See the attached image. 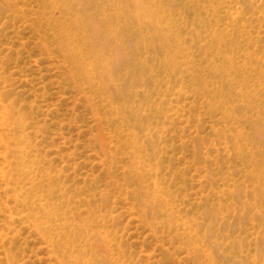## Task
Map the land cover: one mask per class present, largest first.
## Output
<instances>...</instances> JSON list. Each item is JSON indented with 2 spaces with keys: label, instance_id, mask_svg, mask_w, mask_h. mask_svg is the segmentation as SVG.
I'll use <instances>...</instances> for the list:
<instances>
[{
  "label": "rangeland",
  "instance_id": "374dc122",
  "mask_svg": "<svg viewBox=\"0 0 264 264\" xmlns=\"http://www.w3.org/2000/svg\"><path fill=\"white\" fill-rule=\"evenodd\" d=\"M0 264H264V0H0Z\"/></svg>",
  "mask_w": 264,
  "mask_h": 264
},
{
  "label": "bare ground",
  "instance_id": "6f19581e",
  "mask_svg": "<svg viewBox=\"0 0 264 264\" xmlns=\"http://www.w3.org/2000/svg\"><path fill=\"white\" fill-rule=\"evenodd\" d=\"M7 97L8 94L2 91L0 87V125H6L9 122H12V120L17 121L18 118L17 113L14 111L13 107L9 104H6L5 101Z\"/></svg>",
  "mask_w": 264,
  "mask_h": 264
}]
</instances>
